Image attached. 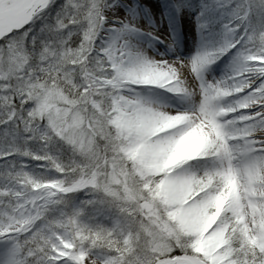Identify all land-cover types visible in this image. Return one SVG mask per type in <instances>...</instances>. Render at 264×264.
<instances>
[{
    "label": "snow or ice",
    "instance_id": "obj_1",
    "mask_svg": "<svg viewBox=\"0 0 264 264\" xmlns=\"http://www.w3.org/2000/svg\"><path fill=\"white\" fill-rule=\"evenodd\" d=\"M0 264H264V0H0Z\"/></svg>",
    "mask_w": 264,
    "mask_h": 264
}]
</instances>
